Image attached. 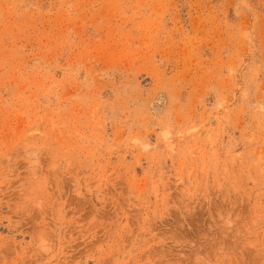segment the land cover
Listing matches in <instances>:
<instances>
[{
    "label": "rangeland",
    "instance_id": "rangeland-1",
    "mask_svg": "<svg viewBox=\"0 0 264 264\" xmlns=\"http://www.w3.org/2000/svg\"><path fill=\"white\" fill-rule=\"evenodd\" d=\"M0 264H264V0H0Z\"/></svg>",
    "mask_w": 264,
    "mask_h": 264
}]
</instances>
